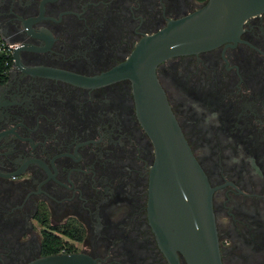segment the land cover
Instances as JSON below:
<instances>
[{"label": "flooded vegetation", "instance_id": "1", "mask_svg": "<svg viewBox=\"0 0 264 264\" xmlns=\"http://www.w3.org/2000/svg\"><path fill=\"white\" fill-rule=\"evenodd\" d=\"M207 1L0 0V264H176L149 215L155 149L132 81L105 75ZM156 72L214 188L223 263L264 264V13Z\"/></svg>", "mask_w": 264, "mask_h": 264}, {"label": "water", "instance_id": "2", "mask_svg": "<svg viewBox=\"0 0 264 264\" xmlns=\"http://www.w3.org/2000/svg\"><path fill=\"white\" fill-rule=\"evenodd\" d=\"M264 0H208L197 10L146 34L129 58L106 77L129 78L139 119L150 135L149 215L165 249L181 251L189 264H224L213 206L214 188L169 103L156 68L163 60L198 53L236 40ZM28 264H93L76 254L45 256Z\"/></svg>", "mask_w": 264, "mask_h": 264}, {"label": "built area", "instance_id": "3", "mask_svg": "<svg viewBox=\"0 0 264 264\" xmlns=\"http://www.w3.org/2000/svg\"><path fill=\"white\" fill-rule=\"evenodd\" d=\"M0 53L5 55L6 57V64L10 65V60H11V45L9 43H7L1 36L0 33Z\"/></svg>", "mask_w": 264, "mask_h": 264}, {"label": "trees", "instance_id": "4", "mask_svg": "<svg viewBox=\"0 0 264 264\" xmlns=\"http://www.w3.org/2000/svg\"><path fill=\"white\" fill-rule=\"evenodd\" d=\"M8 70V65L6 64L5 55L0 53V80H2L6 76V72Z\"/></svg>", "mask_w": 264, "mask_h": 264}]
</instances>
